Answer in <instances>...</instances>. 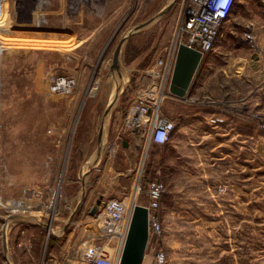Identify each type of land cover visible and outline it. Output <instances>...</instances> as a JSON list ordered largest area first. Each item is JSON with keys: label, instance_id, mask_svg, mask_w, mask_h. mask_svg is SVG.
<instances>
[{"label": "rangeland", "instance_id": "rangeland-1", "mask_svg": "<svg viewBox=\"0 0 264 264\" xmlns=\"http://www.w3.org/2000/svg\"><path fill=\"white\" fill-rule=\"evenodd\" d=\"M0 6L7 13L0 36V264H68L89 243L117 251V238L99 236L95 215L112 199L147 206L152 182L164 189L154 215L165 264H264V0H237L228 22L235 33L221 62L229 70L205 72L195 94V103H214L209 112L223 121L194 125L185 135L177 126L168 147L148 145L139 163L140 142L130 176L116 189L122 194L107 188L94 216L101 186L110 183L104 161L115 157L112 141L100 139L102 126L151 84L148 71L177 46L190 4ZM251 30L257 49L242 40ZM50 77L69 82L62 95L49 91ZM158 104V117L176 120L175 103ZM153 252L145 250L142 264H153Z\"/></svg>", "mask_w": 264, "mask_h": 264}, {"label": "built area", "instance_id": "built-area-1", "mask_svg": "<svg viewBox=\"0 0 264 264\" xmlns=\"http://www.w3.org/2000/svg\"><path fill=\"white\" fill-rule=\"evenodd\" d=\"M188 2L190 7L186 19L178 29L181 39L177 46L167 52L164 58L154 62L148 71V77L152 81L151 84L140 94L135 95L126 112L123 130L130 132L137 129L141 139L139 163L144 158L148 145L168 144L172 133L179 124L170 118L158 117V102L172 97L168 89L178 46L184 45L189 49L198 51L202 58L200 67L208 56L213 53L214 44L224 23L231 16L237 0H188ZM242 40L250 47L257 49L252 30L245 32ZM47 86L51 93L62 95L61 92L68 88L69 82L64 79L55 80L50 77ZM174 99L184 106L196 104L195 100L189 95V91L183 98ZM144 118L146 119L144 120ZM222 121V119L215 117L209 119L208 123L217 125ZM163 192L164 189L161 183H149L146 189L149 202L147 206H142L147 210V243L145 250L148 248L154 251L153 264L166 263L165 254L161 250H156L159 241L162 240L163 231L158 218L154 215ZM136 205L130 206L125 201L112 199L107 201L102 211L99 210L94 217V222L99 228V236L102 239L115 237L119 240L117 251L109 253L106 247L98 244H83L73 251L74 259L72 261L68 260V264H119L133 208Z\"/></svg>", "mask_w": 264, "mask_h": 264}, {"label": "crops", "instance_id": "crops-1", "mask_svg": "<svg viewBox=\"0 0 264 264\" xmlns=\"http://www.w3.org/2000/svg\"><path fill=\"white\" fill-rule=\"evenodd\" d=\"M228 22L229 19L225 22L226 24L224 23L225 26L223 25L224 28L221 30L220 35L214 44L213 53L210 54L208 58L201 64L194 80L192 81L189 89V95L193 99L195 97V94L201 89V86L204 84L203 74H205V72L207 73L210 70H216V67H220V70L225 73V71H227L229 67L223 66V64H221V62H226V59H228L227 55H229L230 36L232 37L235 33L234 28L229 26ZM216 62H219L218 65L216 64ZM242 70L243 69L237 70L235 72L233 71L235 74L233 75L236 78H239L237 74H241ZM166 100L167 103H175V121L179 123V129H177L176 131L183 135L187 134V131H190V129L192 128H196V126L200 124H203L205 128L209 127L208 120L211 118H215V116L217 115L209 112L210 110L214 109L212 106L214 105V103L212 102L196 103L195 106L200 107H197L192 111V108L179 104L178 101L172 97L167 98ZM126 112L123 114V112L119 110H114L110 112V115H108V121L106 118L107 115L103 119V123L105 124V121H107L108 126L106 128L105 126H102V132L100 131V139L102 141L107 139H110L109 141H112L115 157H111V160L107 158L106 161H104V170L102 177H106L107 179L110 178V183L107 181L103 186H101L102 189L99 191L101 196L99 197L102 198H107L109 194V189L107 188L109 187H112V190H110V192L112 191L111 193L115 195L122 194V192H118V190L116 189H119L120 187L121 178L130 176L128 175V173L130 169H132L133 164L136 163L138 157L137 154L139 152V143L141 142V139L139 137V134L133 133V130L130 132H125L123 130ZM194 125L196 126L194 127ZM107 129L111 130L112 135L110 138H108L106 135L108 132ZM114 132H116V134H114ZM122 142H125L127 144L126 148L122 147ZM166 147H168V144L166 145Z\"/></svg>", "mask_w": 264, "mask_h": 264}, {"label": "water", "instance_id": "water-1", "mask_svg": "<svg viewBox=\"0 0 264 264\" xmlns=\"http://www.w3.org/2000/svg\"><path fill=\"white\" fill-rule=\"evenodd\" d=\"M201 54L184 45H179L172 77L169 84V94L174 98H183L192 84L196 71L201 63ZM117 65V56L114 58ZM117 68V67H116ZM111 106H109V109ZM138 134V130H133ZM123 148L127 147L125 142L121 143ZM102 198L100 197L92 207L90 214L95 215ZM147 243V210L139 205L133 208L129 229L126 235L119 264H142Z\"/></svg>", "mask_w": 264, "mask_h": 264}, {"label": "bare ground", "instance_id": "bare-ground-1", "mask_svg": "<svg viewBox=\"0 0 264 264\" xmlns=\"http://www.w3.org/2000/svg\"><path fill=\"white\" fill-rule=\"evenodd\" d=\"M41 3V2H40ZM36 4H37V2H36ZM4 5V4H3ZM39 6L41 5V4H38ZM5 6H0V36H1V32H2V29H3V26H4V24L6 23V21H7V13H6V11H5V8H4ZM39 8H37V10H38ZM39 14H40V11H39ZM38 27V26H37ZM2 40H4V38L2 37ZM2 42V41H1ZM0 49H1V45H0ZM117 87V86H116ZM118 88V87H117ZM52 235H53V232L51 231L50 232Z\"/></svg>", "mask_w": 264, "mask_h": 264}]
</instances>
